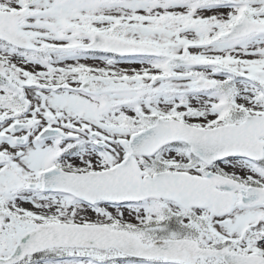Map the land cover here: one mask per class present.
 Listing matches in <instances>:
<instances>
[{
    "label": "snow or ice",
    "instance_id": "1",
    "mask_svg": "<svg viewBox=\"0 0 264 264\" xmlns=\"http://www.w3.org/2000/svg\"><path fill=\"white\" fill-rule=\"evenodd\" d=\"M0 264H264V0H0Z\"/></svg>",
    "mask_w": 264,
    "mask_h": 264
}]
</instances>
